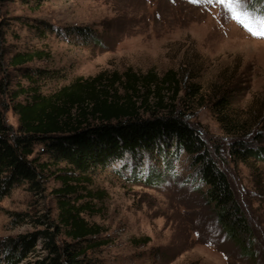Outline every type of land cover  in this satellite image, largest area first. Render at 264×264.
Returning a JSON list of instances; mask_svg holds the SVG:
<instances>
[{
	"label": "rangeland",
	"instance_id": "rangeland-1",
	"mask_svg": "<svg viewBox=\"0 0 264 264\" xmlns=\"http://www.w3.org/2000/svg\"><path fill=\"white\" fill-rule=\"evenodd\" d=\"M262 17L264 0H0V111L14 132L19 126L14 104L26 101L25 95L16 98V92L31 84L20 68L11 66L17 52L45 49L50 53V58L27 64L59 74L42 81L44 93L77 76L103 70L123 72L131 67L162 75L173 69L181 79L180 102L188 103H180L179 109L201 128L212 155L228 174L251 221L258 250L253 261L225 236L214 211L194 188L190 160L182 155L176 164L177 178L159 186L133 182L116 170L121 161L85 182L93 196L78 203L91 202L93 213L84 216L103 229L94 237L101 241L98 247L88 251L91 260L98 264H264V162L253 158L243 162L231 154L232 137L224 132L211 102L215 93L220 95L226 88L232 113L253 124L254 130H264V37L252 34L261 30ZM42 21L57 28L89 25L102 44L62 39L46 32ZM192 84L201 91L188 98ZM32 157L39 158L43 168L39 187L26 182L0 200V243L46 228L36 225L39 218L59 224L57 189L62 181L57 175L65 165H53L42 144H36ZM148 167L157 170L154 162L146 160ZM24 212L30 221L15 223V213ZM61 229L59 242L71 241ZM41 247L39 242L37 252L21 264H38L47 254Z\"/></svg>",
	"mask_w": 264,
	"mask_h": 264
},
{
	"label": "trees",
	"instance_id": "trees-1",
	"mask_svg": "<svg viewBox=\"0 0 264 264\" xmlns=\"http://www.w3.org/2000/svg\"><path fill=\"white\" fill-rule=\"evenodd\" d=\"M41 23L46 32L62 39L102 44L97 30L89 25L57 28ZM45 58H50L45 49L20 51L11 57V66L20 68L31 84L20 86L15 95L26 96V101L14 104L17 132L7 125L0 111V200L26 182L39 187L43 168L39 158L32 156L36 144H42L53 165H65L57 175L62 181L57 189L59 224L39 218L36 225L46 228L2 240L0 264H21L37 252L39 242L47 254L38 264H98L88 257V251L98 247L101 241L94 237L103 229L84 216L93 213L91 202L78 203L85 196H93L85 189V182L90 183L99 170L121 161L116 170L124 171L133 182L159 186L177 178L176 164L182 155L190 160L194 188L214 211L225 236L239 246L241 255L253 261L258 258L254 229L228 174L212 155L201 128L179 109L181 79L177 71L170 69L160 75L131 67L123 72L103 70L89 77L77 76L44 93L42 81L54 80L59 74L27 64ZM200 91L192 84L186 94L195 97ZM220 93L212 96V111L232 137L231 154L243 162L250 158L264 162L263 128L254 130L249 121L237 118L226 88ZM183 102L188 104L182 99L183 106ZM146 160L154 162L157 170L148 167L147 171ZM15 220L17 224L29 222V214L15 213ZM61 227L71 241L59 242Z\"/></svg>",
	"mask_w": 264,
	"mask_h": 264
},
{
	"label": "snow or ice",
	"instance_id": "snow-or-ice-1",
	"mask_svg": "<svg viewBox=\"0 0 264 264\" xmlns=\"http://www.w3.org/2000/svg\"><path fill=\"white\" fill-rule=\"evenodd\" d=\"M229 2H239V0H229ZM246 14V13H245ZM261 30L259 32H252L253 35H260L261 37H264V17L261 18ZM247 27V25H245ZM249 31L251 32L252 30L249 28Z\"/></svg>",
	"mask_w": 264,
	"mask_h": 264
}]
</instances>
